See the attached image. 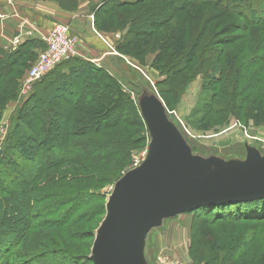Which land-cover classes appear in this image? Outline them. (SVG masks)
Returning a JSON list of instances; mask_svg holds the SVG:
<instances>
[{"label":"trees","instance_id":"16d2710c","mask_svg":"<svg viewBox=\"0 0 264 264\" xmlns=\"http://www.w3.org/2000/svg\"><path fill=\"white\" fill-rule=\"evenodd\" d=\"M55 1L60 8L76 9L77 0ZM66 1L72 8L65 6ZM111 1L114 2L112 8L104 9ZM117 1L104 0L98 10L102 9V14L113 11L111 15L116 20H135L137 27L133 33L143 37L152 36L155 32L153 26L161 28L171 17L170 13L161 12L160 2L153 8L147 6L135 13L117 12L114 9L122 5L134 8L133 5L140 1H132V4ZM173 3L179 10L187 5L196 10L201 7V11L187 14L188 21H182L181 31L177 33V28H172L168 37L160 42L164 52H161L158 60L167 69L163 75H167L169 80L174 69L188 68L195 56L199 55L197 63L188 73H180V79H188L195 67L205 66L207 87L218 83V90L212 92V100L207 104L208 115L221 118L232 116L243 121L253 119L255 124L264 125L261 120L264 119V109L261 108L264 103V0H175ZM187 34L191 38L183 39ZM237 41L242 43L236 45ZM124 42L121 37L118 45L122 47ZM129 43L132 44V41ZM34 45L35 42L25 44L11 54L0 49V118L7 103L18 97L17 85L14 86L13 81L17 80L22 70H28L34 60L29 52ZM198 48H201L199 52ZM78 80L80 85L77 87ZM127 82H124L128 84L127 87L137 88ZM104 83L114 93L107 98L97 93L99 87L104 88ZM221 83L224 85L220 88ZM256 91L257 95L252 97V92ZM59 96L72 101L66 106L54 105L53 101ZM33 101H37V105H33ZM46 101H52L53 106H45ZM125 106L137 111L115 78L102 68L80 59L64 61L34 84L32 93L17 107V114L10 119L4 139L5 147L0 149V176L4 179L11 177L10 183L15 190L10 193L9 187L5 188L0 183V264H93L89 257L81 258L75 245L82 240L77 237L80 233L78 226L88 224L87 230H91L96 211L89 209L91 202L85 203V199L91 198L90 195L95 199L96 195H86L78 187L79 181L68 185L64 182L67 176L63 178L62 175L63 171L73 166L78 170L72 171L73 176H69L72 180L78 178L81 171L85 174L94 171L93 178L100 180L96 171L108 170L105 165L109 161L116 159L117 163L118 158L122 159L124 149L130 145L128 137L118 136L113 139L110 136L101 143L84 137L98 136L115 127L130 125L124 116ZM61 111H65L62 126L57 121L60 120L57 117ZM26 118L33 122L40 118L45 121L35 129L27 124L33 137L29 136L30 144L22 146L19 122ZM77 131H80V135H77ZM28 132L27 129L26 134ZM38 136L44 140L41 141ZM45 143L48 145L45 146ZM42 147L46 156L43 161L40 158L36 161V149ZM10 149L24 155L12 157L8 154ZM32 162L35 165H30ZM81 165L91 171H86ZM42 179H47L48 185L40 189L38 183ZM99 210V215L105 217V202ZM201 212L218 215L221 219H264V198L201 208L193 213ZM37 233H40L37 241L32 242L31 238L30 242L24 241L28 234ZM197 233L198 230L192 234L197 252L192 253L191 246L189 250L192 259L199 262L209 251L200 246L201 242L196 239Z\"/></svg>","mask_w":264,"mask_h":264},{"label":"rangeland","instance_id":"374dc122","mask_svg":"<svg viewBox=\"0 0 264 264\" xmlns=\"http://www.w3.org/2000/svg\"><path fill=\"white\" fill-rule=\"evenodd\" d=\"M33 1L54 2L60 8L59 3L55 0ZM101 1L104 0H96L94 3H91L94 12L90 19V28L93 31L92 33H96L107 39L109 38L111 57L107 58L106 62L97 63L98 66L94 63L89 64L97 68H102L111 77L115 78L122 85V92L129 96L132 105L136 107L137 111L125 106L124 116L126 117V121L132 125L131 127H129L130 125H122L111 129L108 133L84 137L100 143L105 141L104 138L110 136L113 139L118 136H122V138L126 136L130 139V145L124 149L125 154L122 159L118 158L117 163L116 159L109 161L108 165H105L108 170L96 171V174L100 176V180L93 178L94 171L86 174L84 171H81L77 175L78 178L72 180L69 176H73L71 174L72 171H77L78 169L71 166L66 169V172L62 170L66 174H63L62 177L67 176L64 182H67L68 185L73 181H79L78 187L84 193H87L86 195H90V193L96 195L95 199L92 195H90L91 198L85 199V203L91 202L89 209L96 211L94 213V216H96L95 220L92 222L93 225L90 226L91 230H87L89 228L87 226L88 224H82L80 227H77V230L80 231L77 237L82 240L79 243L77 242L75 246L78 248V253L81 255V258L84 257V259L91 255L90 250L94 242V235L104 218L102 215H99V207L103 206L104 202L106 205L115 183L131 171L146 155L151 138L148 135L146 122L143 118V112L140 107L141 103L147 109H151L152 111L150 112L155 113L153 110L154 101L152 99L156 100L163 108L165 121L174 125L177 134L182 137L186 147L190 150L191 158H199L205 166L209 167L214 162H219L224 167L244 164L248 158V149L250 151H256L260 157L264 156V125L255 124L253 119L243 121L236 120L232 116H223L221 118L216 115H208L207 104L210 99L212 100L210 98L212 92L218 90V83H213L207 87L205 66L195 67L193 72L189 73L188 79H180V73H183V71L184 73H188L197 63L196 61L199 55L196 54L197 56H195L193 63L188 68L182 69V67H179L174 69L170 73L171 76L169 77L171 78H168L169 80L166 78L167 75H163L167 69H164L158 60L161 52H164L160 48V42L162 43L168 37V33L172 28H177V33L180 32L183 27L182 21L187 20V14H191L192 12L197 13L201 11V7H198L196 10L186 5L184 7L185 10H179L173 3L175 0H149L148 2L137 0L140 2L133 5L134 8L128 5H122L119 9H114L117 12L127 11L136 13L140 8H146L147 6L153 8L157 2H160L161 12L170 13L171 17L161 28H157L154 25L155 32H153L152 36L143 37L137 33H133L137 27L135 20L134 22L127 21V19L116 20L111 15L113 11L111 13L108 12V14H102V9L96 10L95 6ZM119 1L132 4L131 2L135 0H118L117 2ZM196 1L202 2L207 0ZM208 1L213 2L215 0ZM112 4L114 5L113 1L109 2L105 5L104 9L109 10L113 6ZM66 5L68 9L72 8V5L67 1L65 3ZM62 9L66 10L64 8ZM75 10L66 11L73 12ZM72 34L74 33L72 32ZM237 34L240 35L241 33ZM114 35L120 36V39L123 37V42L126 41L123 43L125 45L120 47L118 45L120 44V39H116ZM190 38V34L183 37L186 40ZM131 41L132 44L129 43ZM241 43V41H237L236 45ZM215 47L220 48L219 46ZM200 50L201 48H198L197 52ZM165 51L167 52L168 50ZM24 71L25 69L22 70L20 76L16 77V83L13 81L14 86L17 85L18 97L8 102L1 113L0 149L5 147L4 139L7 136L10 119L14 118L15 114H17V107L21 106L22 102L32 93V89H30L28 93H25L26 95L19 96L20 87L24 82L23 78L27 70L25 73ZM95 80H98L97 77H95ZM126 81H129L133 86L137 87L138 89H136L139 90V94L129 92L127 90L128 84H125ZM13 83L11 86H13ZM78 85H80L79 80L78 83L76 82L77 87ZM223 85L221 83L219 87L221 88ZM103 86L104 88L101 89L99 87L97 89V93L102 97L107 98L110 94H114L110 87H106L105 83ZM256 95L257 91L251 94L252 97ZM70 101L72 100L67 97L59 96L55 98L53 103L54 105L62 104L66 106ZM37 103V101H33L32 104L37 105ZM44 105L48 106V108L53 106L52 101H46ZM261 108L264 109V103H262ZM64 112H58L59 117L57 118H60V120L57 121L61 126L65 116ZM261 120L264 122V119ZM44 121L40 118L36 122H33L26 118L22 122H19V124L21 123L22 146L30 144L29 136L33 137L27 124H31L35 129ZM27 129L29 134H26ZM88 130L86 129V131ZM79 132L77 131V135H80ZM37 138H40L41 141L44 140L41 136ZM44 145L47 146L48 143ZM36 150V161L39 158L40 161H43L42 159L46 156L43 147ZM8 154L16 158L18 155H24L18 154L15 150L12 151V149L8 151ZM26 155L29 154L26 153ZM26 160L25 158L24 161L27 162ZM32 164L35 165L34 162L30 163V165ZM81 166L86 171H91L85 165ZM92 180H95V182ZM46 181L47 179L40 180L38 188H45L48 185ZM10 182L11 177L10 179L8 177L4 179L3 176H0V183H3L5 188L9 187L8 191L13 193L15 190ZM196 230H198L196 239L201 242L200 246L205 247L209 251V254H204L202 256L203 259H201L202 261L199 262L192 259L189 250L191 246L192 253L197 252V245H195V241L193 242L194 236H192ZM31 235L28 234L25 236L24 241L27 240L30 242L29 239L31 238L30 240L35 242L39 239L40 233ZM144 237V243L138 251L141 264H264V219L261 218H241L233 220L229 218L221 219L218 215L214 214L211 216L210 214L206 215L202 212L197 214L193 212L183 213V215L176 216L175 218L163 220L160 226L151 228ZM212 257L214 259H211Z\"/></svg>","mask_w":264,"mask_h":264},{"label":"water","instance_id":"95a60500","mask_svg":"<svg viewBox=\"0 0 264 264\" xmlns=\"http://www.w3.org/2000/svg\"><path fill=\"white\" fill-rule=\"evenodd\" d=\"M127 90L139 94L131 86ZM152 100L155 113L140 105L151 138L146 156L110 193L90 250L93 264H141L144 236L163 220L264 198V156L248 149L244 164L205 166L191 158L174 125L165 121L161 105Z\"/></svg>","mask_w":264,"mask_h":264},{"label":"crops","instance_id":"0c3cea01","mask_svg":"<svg viewBox=\"0 0 264 264\" xmlns=\"http://www.w3.org/2000/svg\"><path fill=\"white\" fill-rule=\"evenodd\" d=\"M96 1V0H95ZM94 0H77L76 10L68 12L59 8L54 2H39L30 0H12L7 4L5 0H0V49L4 53H15L23 45L35 42L30 48L34 59L40 51L44 49V44L36 36L28 37L23 35L21 43L17 47H12V41L21 32L29 30V26L36 27L46 34L54 25L65 24L69 26L70 32L78 38L79 43L76 51L78 57L86 63H102L111 57L109 38L102 37L91 31L90 19L94 12L91 3ZM97 4L96 10L103 4ZM93 26V25H92ZM106 36V35H105ZM34 61V60H33ZM33 63V62H31ZM30 63V64H31ZM98 66V65H97Z\"/></svg>","mask_w":264,"mask_h":264},{"label":"built area","instance_id":"2783aa9c","mask_svg":"<svg viewBox=\"0 0 264 264\" xmlns=\"http://www.w3.org/2000/svg\"><path fill=\"white\" fill-rule=\"evenodd\" d=\"M5 2L11 4L12 0H5ZM2 18L3 17L0 16V20H2ZM28 26V31H24L23 33L20 32L15 37L12 41V47L15 48L21 43V37H23V35L28 37L34 35L44 44V49L40 51L34 62L30 64L26 71L23 78L24 82L20 87V97L23 96V94L26 95L25 93H28L41 77L61 65L64 61L78 57V51H76V49L79 40L70 32L69 26L65 24H56L47 31L46 34L39 31L36 27ZM114 36L116 39H120V36ZM145 156L134 167V169L138 168Z\"/></svg>","mask_w":264,"mask_h":264},{"label":"bare ground","instance_id":"6f19581e","mask_svg":"<svg viewBox=\"0 0 264 264\" xmlns=\"http://www.w3.org/2000/svg\"><path fill=\"white\" fill-rule=\"evenodd\" d=\"M3 1V0H2ZM134 169V168H133Z\"/></svg>","mask_w":264,"mask_h":264}]
</instances>
